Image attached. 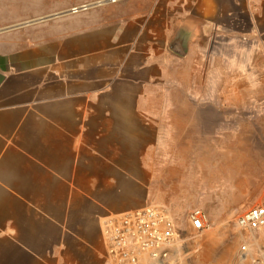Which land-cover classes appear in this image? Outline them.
<instances>
[{"label": "rangeland", "instance_id": "374dc122", "mask_svg": "<svg viewBox=\"0 0 264 264\" xmlns=\"http://www.w3.org/2000/svg\"><path fill=\"white\" fill-rule=\"evenodd\" d=\"M97 1L0 0V37L53 23L77 27L79 15H103L109 6L113 15L145 17L151 10L166 18L147 25L148 65L134 71V80L119 71V87L88 106L79 177L72 163V182L55 183L49 201L53 235L62 238L53 244L46 237L51 248L43 264H107L97 223L139 205L167 212L177 225L178 264H264V233L236 225L237 215L264 198V55L247 50L260 41L208 32L206 24L194 32L176 21L183 6L174 0L166 8L159 0ZM179 37L182 58L169 52ZM196 208L208 214L209 227L193 234L188 215Z\"/></svg>", "mask_w": 264, "mask_h": 264}, {"label": "crops", "instance_id": "0c3cea01", "mask_svg": "<svg viewBox=\"0 0 264 264\" xmlns=\"http://www.w3.org/2000/svg\"><path fill=\"white\" fill-rule=\"evenodd\" d=\"M159 2L160 6L164 2V8L171 5ZM174 2L183 6L175 15L180 24L194 25V32H198L195 25L206 24L208 32L260 41L247 50L251 53L256 48L264 55V0ZM111 7L103 15L96 11L79 15L77 27L53 23L0 37V264L47 261L48 239L59 244L62 238L53 235L57 219L52 214L55 205L49 201L55 199V183L72 182V163L79 177L88 106L119 87L123 80L114 79L119 71L126 80H134V71L150 62L145 54L147 25L166 18L151 10L145 17L128 11L113 15L115 7ZM169 52L179 58L187 54L178 56L170 48ZM135 55H141V63H134ZM144 206L150 205L132 208ZM111 215L101 218L96 231L107 264L113 263L101 229L104 218Z\"/></svg>", "mask_w": 264, "mask_h": 264}, {"label": "built area", "instance_id": "2783aa9c", "mask_svg": "<svg viewBox=\"0 0 264 264\" xmlns=\"http://www.w3.org/2000/svg\"><path fill=\"white\" fill-rule=\"evenodd\" d=\"M188 222L193 234L209 227L208 214L199 208L189 213ZM236 225L248 233L262 231L264 198L237 215ZM101 232L107 257L113 264H176V252L183 241L172 218L154 206L108 216ZM246 247L243 244L241 249Z\"/></svg>", "mask_w": 264, "mask_h": 264}, {"label": "water", "instance_id": "95a60500", "mask_svg": "<svg viewBox=\"0 0 264 264\" xmlns=\"http://www.w3.org/2000/svg\"><path fill=\"white\" fill-rule=\"evenodd\" d=\"M78 10H80V9H76V8H74V9H72L70 12H76V11H78ZM43 20H45V19L42 18V19H39V20L33 21L32 23H35V22H38V21H43ZM26 24H29V23H25V25H26ZM169 48H170V50H171L173 53L177 54L178 56H184L185 51H186V50H185V47H184V45H183V41H182L181 39H179V38L174 39V40L170 43Z\"/></svg>", "mask_w": 264, "mask_h": 264}, {"label": "bare ground", "instance_id": "6f19581e", "mask_svg": "<svg viewBox=\"0 0 264 264\" xmlns=\"http://www.w3.org/2000/svg\"><path fill=\"white\" fill-rule=\"evenodd\" d=\"M118 0H99L97 1L96 3H93V4H98V5H103L105 2H109V3H114V2H117ZM87 6H91V4H86L84 7H87ZM94 6V5H93ZM83 8V7H82ZM77 9V7H76ZM129 34H130V31H129ZM123 119V118H122ZM116 122V121H115ZM125 122V121H124ZM228 157V156H227ZM221 160V159H220ZM215 162V161H214ZM224 163H227L228 161H223ZM232 162V161H231ZM229 163V162H228ZM214 164V163H213ZM217 164V163H216ZM223 164V163H222ZM230 164V163H229ZM228 164V165H229ZM219 165V164H218ZM224 167V166H223ZM235 167V166H234ZM208 173V172H207ZM227 173V171H226ZM228 175V174H227ZM202 178V177H201Z\"/></svg>", "mask_w": 264, "mask_h": 264}]
</instances>
